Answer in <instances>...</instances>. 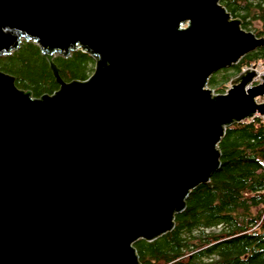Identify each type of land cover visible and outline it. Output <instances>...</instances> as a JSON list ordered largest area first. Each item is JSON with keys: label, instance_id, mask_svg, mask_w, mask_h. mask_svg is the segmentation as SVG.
<instances>
[{"label": "water", "instance_id": "water-1", "mask_svg": "<svg viewBox=\"0 0 264 264\" xmlns=\"http://www.w3.org/2000/svg\"><path fill=\"white\" fill-rule=\"evenodd\" d=\"M23 41L58 89L0 70V264H141L134 243L174 228L226 127L264 115L256 65L207 87L264 37L219 0H0V57ZM77 50L93 72L65 82L52 58Z\"/></svg>", "mask_w": 264, "mask_h": 264}, {"label": "trees", "instance_id": "trees-1", "mask_svg": "<svg viewBox=\"0 0 264 264\" xmlns=\"http://www.w3.org/2000/svg\"><path fill=\"white\" fill-rule=\"evenodd\" d=\"M219 2L243 29L264 37V0ZM52 60L65 82L84 80L94 68V60L79 50ZM258 64L264 68V47L212 75L208 85L224 93L230 71L239 74ZM0 70L36 98L58 89L49 58L32 42L23 41L0 57ZM218 148L219 168L191 191L184 210L174 217V228L153 241L134 243L141 264H264V117L226 127Z\"/></svg>", "mask_w": 264, "mask_h": 264}, {"label": "rangeland", "instance_id": "rangeland-1", "mask_svg": "<svg viewBox=\"0 0 264 264\" xmlns=\"http://www.w3.org/2000/svg\"><path fill=\"white\" fill-rule=\"evenodd\" d=\"M231 17H232V16H231ZM232 18H233V17H232ZM234 19H238V18H234ZM253 25L258 26V23L254 22ZM257 68H258L260 71L264 72V68H263L261 65L258 64V65H257ZM230 75H231V79H233V78H235L236 75H238V74H235V72L232 70V71H230ZM227 86H228V87H227V89H228L229 86H230L229 83H228ZM207 87L210 88V89L212 90V93H213V94H217V92L214 91V88H213V87H210L209 85H207ZM227 89H226V90H227Z\"/></svg>", "mask_w": 264, "mask_h": 264}, {"label": "built area", "instance_id": "built-area-1", "mask_svg": "<svg viewBox=\"0 0 264 264\" xmlns=\"http://www.w3.org/2000/svg\"><path fill=\"white\" fill-rule=\"evenodd\" d=\"M256 83H258V80H257V79L254 80L252 84H256ZM252 84H251V85H252ZM262 101H263V100H262ZM255 117H257V115H254V116H252V117H250V118H248V119H250V120L252 121Z\"/></svg>", "mask_w": 264, "mask_h": 264}, {"label": "bare ground", "instance_id": "bare-ground-1", "mask_svg": "<svg viewBox=\"0 0 264 264\" xmlns=\"http://www.w3.org/2000/svg\"><path fill=\"white\" fill-rule=\"evenodd\" d=\"M236 65V64H235ZM234 65V66H235ZM262 100L264 101V98H259V99H257V101L258 102H262ZM257 115V117H264V115H259V114H256Z\"/></svg>", "mask_w": 264, "mask_h": 264}]
</instances>
